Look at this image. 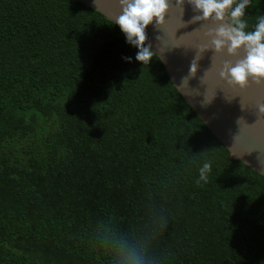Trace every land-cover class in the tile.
I'll use <instances>...</instances> for the list:
<instances>
[{
	"label": "trees",
	"instance_id": "obj_1",
	"mask_svg": "<svg viewBox=\"0 0 264 264\" xmlns=\"http://www.w3.org/2000/svg\"><path fill=\"white\" fill-rule=\"evenodd\" d=\"M210 1L264 44V0ZM0 264H264V175L135 34L0 0Z\"/></svg>",
	"mask_w": 264,
	"mask_h": 264
},
{
	"label": "water",
	"instance_id": "obj_2",
	"mask_svg": "<svg viewBox=\"0 0 264 264\" xmlns=\"http://www.w3.org/2000/svg\"><path fill=\"white\" fill-rule=\"evenodd\" d=\"M139 37L230 153L264 175V44L210 0H77Z\"/></svg>",
	"mask_w": 264,
	"mask_h": 264
},
{
	"label": "rangeland",
	"instance_id": "obj_3",
	"mask_svg": "<svg viewBox=\"0 0 264 264\" xmlns=\"http://www.w3.org/2000/svg\"><path fill=\"white\" fill-rule=\"evenodd\" d=\"M216 7V6H215ZM218 11H221V13L226 14L228 12L229 7L223 8V7H216ZM28 142H30L28 140Z\"/></svg>",
	"mask_w": 264,
	"mask_h": 264
},
{
	"label": "clouds",
	"instance_id": "obj_4",
	"mask_svg": "<svg viewBox=\"0 0 264 264\" xmlns=\"http://www.w3.org/2000/svg\"><path fill=\"white\" fill-rule=\"evenodd\" d=\"M230 3H227L225 6H222L223 8H226V7H230ZM229 10V9H228ZM228 13V12H227ZM227 13H226V15H227ZM228 16V15H227ZM229 17V16H228Z\"/></svg>",
	"mask_w": 264,
	"mask_h": 264
}]
</instances>
